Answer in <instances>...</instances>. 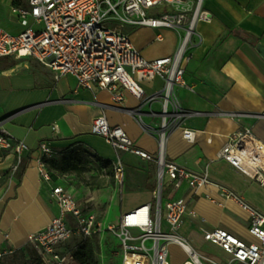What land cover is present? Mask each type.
Masks as SVG:
<instances>
[{
	"label": "crops",
	"instance_id": "1",
	"mask_svg": "<svg viewBox=\"0 0 264 264\" xmlns=\"http://www.w3.org/2000/svg\"><path fill=\"white\" fill-rule=\"evenodd\" d=\"M22 2L11 0L10 8ZM204 9L212 19L197 24L185 73L187 86L175 89L177 101L187 116L181 127L168 136L165 150L168 160L191 172L206 174L211 183L197 191L187 186L175 192L167 190L163 198H184L188 202L189 211L179 235L196 253L207 244L215 254V258H210L198 253L201 257L227 264L231 257L205 242L204 232L223 229L255 243L257 240L249 234L253 212L241 202L264 215V189L219 159L227 138L246 128L264 146V0H204ZM15 20L19 31L8 32L17 35L23 28L16 17ZM123 31L150 61L172 56L179 42V34L173 30L127 27ZM159 35L164 38L162 42L156 40ZM55 75L33 58L0 59V119L9 132L29 147L20 182L9 178L0 189L1 248L18 251L29 246L27 237L45 230L60 215L52 196L53 187L71 189L59 178L51 183L44 181L37 162L41 144H47L57 153L55 156L82 149L98 162L112 165L121 160L125 166V183L121 188L127 185L132 200L126 202V212L149 204V198L158 189L155 163L117 152L104 138L93 135L91 128L95 118L105 115L110 125L120 126L136 146L156 154L160 100L142 104L125 92L124 102L115 104L106 90H78L75 77L66 75L56 80ZM140 85L147 98L164 89L159 78ZM183 130L194 133L193 142L183 137ZM9 153L0 151V178L8 176ZM74 189L84 195L83 199L94 200L88 188ZM228 193L238 200L228 197ZM169 249L171 264L189 261L178 244H171ZM178 253L186 259L179 261Z\"/></svg>",
	"mask_w": 264,
	"mask_h": 264
},
{
	"label": "built area",
	"instance_id": "2",
	"mask_svg": "<svg viewBox=\"0 0 264 264\" xmlns=\"http://www.w3.org/2000/svg\"><path fill=\"white\" fill-rule=\"evenodd\" d=\"M11 13L23 30L14 35L0 27V59L33 58L55 72L56 80L66 75L75 77L78 90L110 92L115 104L124 102L125 92L142 104L161 102L156 154L136 146L120 126H111L105 115L95 118L91 128L93 135L104 138L117 152L153 162L157 167L155 205L138 206L124 213L117 225L108 227L119 238L121 264H171V244L186 251L189 261L185 264H219L201 257L179 235L189 211L188 202L184 198H163L167 190L175 192L187 186L197 191L211 183L206 174L191 172L168 160L165 150L168 136L181 127L187 116L177 101L175 89L187 86L185 73L197 24L212 19L204 9V0H23L11 7ZM127 27L173 30L179 34L177 49L172 56L147 60L123 31ZM156 40L162 42L164 38L159 35ZM157 78L164 82L163 91L145 97L140 83ZM137 114L141 122L140 109ZM3 122L0 119V151L14 154L11 171L15 175L29 147L9 132ZM183 137L194 141L191 131L183 130ZM39 152L40 173L44 181L51 183L43 160L57 153L47 144H41ZM219 159L264 189V146L251 129L229 136ZM111 172L112 179L122 187L123 162H113ZM52 196L59 207V217L45 230L30 234L27 245L43 264H78L73 254L81 242L101 233L98 216L91 211L93 198L78 200L63 186L53 187ZM227 196L238 200L233 194ZM241 204L253 212L249 234L257 242H246L223 229L205 231L204 240L231 257L227 264H264V215L244 202ZM12 252L0 247V261Z\"/></svg>",
	"mask_w": 264,
	"mask_h": 264
},
{
	"label": "rangeland",
	"instance_id": "3",
	"mask_svg": "<svg viewBox=\"0 0 264 264\" xmlns=\"http://www.w3.org/2000/svg\"><path fill=\"white\" fill-rule=\"evenodd\" d=\"M10 4L11 0H0V27L6 31L16 33L19 29L15 26L17 21L15 20V16L11 13ZM9 156L7 160L10 165L8 176L10 178H15L17 181L21 169H19L15 175L12 174L11 165L15 159L11 152ZM64 158L69 160L67 172L61 174L59 171H55L54 174L71 188L69 189L70 193L78 200H82L84 195L76 193L74 188L86 189L87 191L89 189L94 194V200L91 202V211L98 216L101 226V233L98 235L100 244V251L98 254L99 263L121 264L123 253L119 238L114 232L109 231L108 227L119 223L121 216L126 212V202L130 203L132 201L126 187L127 185H125L124 188L118 186L112 179L108 169L102 166L101 163L86 150L81 149L80 152H68L63 156H54L50 160H57L61 164ZM63 166L64 165H61V167ZM103 169H105V171H103ZM149 201L155 205V196L149 198ZM121 207H123V210H121ZM197 252L203 256L215 258V254L207 244L197 249ZM177 259L179 261H184L186 257L178 253ZM0 264L41 263L33 248L31 246H26L6 255L0 261Z\"/></svg>",
	"mask_w": 264,
	"mask_h": 264
},
{
	"label": "trees",
	"instance_id": "4",
	"mask_svg": "<svg viewBox=\"0 0 264 264\" xmlns=\"http://www.w3.org/2000/svg\"><path fill=\"white\" fill-rule=\"evenodd\" d=\"M43 161H44L46 169H48V172L50 173L51 178L53 180L58 179V176L54 174L55 171H59L61 174H64L67 172V165L69 164V160L66 158L62 160L61 164L57 160H50L47 158H44ZM99 162L101 163L102 166L108 169L111 175L112 173L111 172V162L101 161V160ZM61 165H64V166L61 167ZM26 166H27V162H24L20 168L21 170L19 172L17 182H20L23 171L25 170ZM9 178H10L9 176H4L0 178V189L7 183ZM98 188H99V185H98ZM98 235L99 233L93 235L90 238L83 240L79 248L77 249V251L74 252L73 256L78 264H100L99 259H98V254L100 251ZM36 255L40 263L43 264L37 253Z\"/></svg>",
	"mask_w": 264,
	"mask_h": 264
}]
</instances>
